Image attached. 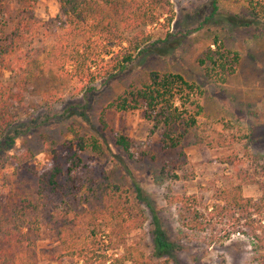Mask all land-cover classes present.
<instances>
[{
	"label": "trees",
	"instance_id": "trees-1",
	"mask_svg": "<svg viewBox=\"0 0 264 264\" xmlns=\"http://www.w3.org/2000/svg\"><path fill=\"white\" fill-rule=\"evenodd\" d=\"M36 2L16 0L10 19L0 9V157L25 132L18 126L16 108L26 94L35 92L53 116L76 109L84 116L83 106L71 101L126 71L136 55L148 50L146 45H154L147 27L165 29L173 20L169 0H57L59 11L49 19L35 14ZM244 3L239 22L264 35V0ZM211 4L213 16L217 1ZM239 58L237 51L226 49L214 37L197 64L205 76L223 83L235 72ZM201 95L200 87L180 73L151 70L139 85L128 86L107 106L115 111L138 110L150 131L160 135V150L167 151L197 128ZM198 140L210 147L230 146L221 136ZM113 142L126 151L130 144L123 134H115ZM101 149L95 136L76 135L75 147L64 159L51 153L46 167H25L35 181L34 189L16 192L0 203V264H52L62 257L75 264H169L150 258L129 239L143 226L140 206L102 171L91 179L82 156L99 154ZM247 157L249 166L242 165L237 153L220 158L228 173L209 182V201L199 192L176 193L167 200L186 230L207 233L210 243L244 235L251 242L247 264H264V155ZM178 168L182 173H173L174 178L193 179L182 165ZM248 185L256 186L257 197L244 195ZM140 196L137 191L136 198ZM45 226L53 231L60 251L46 259L36 253ZM152 246L155 257L173 247L158 225L152 231Z\"/></svg>",
	"mask_w": 264,
	"mask_h": 264
},
{
	"label": "rangeland",
	"instance_id": "rangeland-1",
	"mask_svg": "<svg viewBox=\"0 0 264 264\" xmlns=\"http://www.w3.org/2000/svg\"><path fill=\"white\" fill-rule=\"evenodd\" d=\"M169 1L173 8L169 27H147L154 45H146L148 50L136 55L126 71L106 83H97L86 97L71 101L83 106L84 116L78 109L53 116L42 107L35 92L26 94L22 106L16 108L21 122L18 126L25 132L0 157V203L13 198L16 192L34 189L35 181L25 167H46L51 153L60 161L73 151L76 135L95 136L102 142L101 153L89 152L82 156L83 162L92 173V180L102 171L110 182L125 190L130 201L140 206L144 223L129 239L147 256L169 264H247L251 258L247 237L236 233L220 243H210L207 233L182 227L176 207L167 199L176 193L199 192L209 201V182L228 173L227 165L219 163L221 157L237 153L242 165L249 166L247 156L264 155V35L254 26L239 22L244 0H216L218 9L213 16L212 0ZM16 7V0H5L0 5L4 18L10 19ZM58 11L57 0L36 2L35 14L41 19L55 17ZM214 37L226 49L240 54L235 72L223 83L205 76L197 64ZM151 70L180 73L202 90L203 110L198 126L175 149L160 150V135L150 131V124L138 110L115 111L107 106L128 86L139 85ZM115 134L127 137V151L114 144ZM220 136L230 146L210 147L198 142V138L216 140ZM69 146L72 150H67ZM180 165L194 175L193 179L174 178L173 173H182ZM137 191L141 192L140 199L136 198ZM243 193L250 197L259 195L255 185L244 186ZM156 225L173 244L161 257L152 256V231ZM42 235L36 242L37 255L46 259L47 255L59 254L53 231L45 226ZM52 264H75V260L62 257Z\"/></svg>",
	"mask_w": 264,
	"mask_h": 264
}]
</instances>
